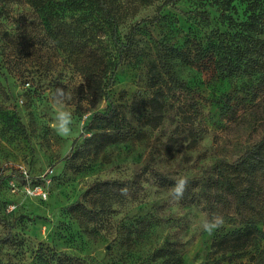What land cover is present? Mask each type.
<instances>
[{
  "label": "rangeland",
  "instance_id": "rangeland-1",
  "mask_svg": "<svg viewBox=\"0 0 264 264\" xmlns=\"http://www.w3.org/2000/svg\"><path fill=\"white\" fill-rule=\"evenodd\" d=\"M71 1L0 0V264H52L59 256L89 264H162L165 258L154 257L162 248L173 251L174 264H252L248 256L264 247V240L236 252H218L213 242L218 234L242 228L246 219L264 232V180L259 181L251 212L239 208L236 213L232 199L223 195L224 212L234 222L225 220L209 234L201 228L208 218L204 200H173L171 188L159 187L152 172L172 180L206 177L213 163H232L264 137V96L251 97L258 81L256 69L250 66L225 77L212 60L197 66L171 59L175 74L189 90L164 87L161 123L156 128L143 123L155 90L148 73L154 63V40L193 54L194 45L214 42L216 31L234 32L218 16L225 0H176L174 7H162L157 23L141 25L137 46L118 65L109 89L128 135L115 144L94 143L90 152L65 159L72 148L80 150L89 136L83 126L93 112L104 110L106 102L95 108L76 103L72 91L81 77L61 32L97 33L95 40L115 53L110 32L92 26L94 15L72 10ZM163 2L110 0L117 36L124 40L132 26L154 16ZM245 6L244 0H232L225 13L244 21ZM203 10L209 12V21L192 14ZM258 38V48L264 51V33ZM77 39L78 35L72 37ZM56 86L72 97L67 105L73 116L68 136L54 130L51 96ZM227 108L234 116L222 114ZM21 172L42 185L46 198L11 193L10 181L20 186L24 180ZM105 180L134 184L123 188L124 193L113 186L108 191L111 210L98 216L68 210L77 200L92 208L100 199L94 184ZM10 205L15 208L7 211Z\"/></svg>",
  "mask_w": 264,
  "mask_h": 264
},
{
  "label": "trees",
  "instance_id": "trees-1",
  "mask_svg": "<svg viewBox=\"0 0 264 264\" xmlns=\"http://www.w3.org/2000/svg\"><path fill=\"white\" fill-rule=\"evenodd\" d=\"M14 0H4L12 2ZM110 0H72L70 2L72 10L88 11L89 15H94L92 26L97 29L110 32L115 53L107 52L103 46L95 40L97 33L88 32L76 34L75 30L61 32V39L65 42L66 48L71 56V61L76 72L81 77V82L73 89V95L77 104L85 103L91 108H95L102 101L106 106L101 112H93L87 119L83 130L89 134L84 138L80 150H70L65 159L83 155L90 152V147L94 143L99 145L115 144L123 140L128 135L125 130V123L121 118L117 107L113 104L109 89L113 85L115 71L120 63L127 59L136 47V35L138 29L144 24H154L161 19L162 7L170 5L174 7L176 0H164L161 6L156 9V14L148 19H142L130 29L129 34L121 40L117 36V19L109 3ZM224 1V0H222ZM232 0H225L218 16L222 18L227 27L234 32L216 31L213 36L215 41H206L200 46L194 45V53L179 50L161 41L154 40V63L150 66L149 85L155 89L153 96L148 99V117L143 122L150 128H156L162 121L163 110L165 109V90L180 89L189 90L187 83L177 77L171 59H178L180 62L190 63L200 66L208 60H212L216 71L222 76H229L240 72L250 66L254 67L258 74V81L252 94V99L264 96V60L258 64L260 59H264V51L258 48V35L264 33V0H244L246 3L247 16L244 21L237 22L232 16L225 13L229 9ZM182 14L190 12H183ZM194 16L201 20L209 21V12L193 11ZM85 19V17H83ZM104 27V29H103ZM78 35L77 40L72 37ZM85 36H88L85 38ZM59 88V86H56ZM54 88V91L55 89ZM231 113L233 110L226 109L222 114ZM230 116H228L229 118ZM231 119V118H229ZM83 136L79 134L78 138ZM98 142H97V141ZM77 140H74L73 145ZM156 183L161 188H172L175 180L169 179L157 172H152ZM205 175L198 178H189L187 190L182 198L189 204H196L200 199L204 200L208 218L212 213H220L229 223L234 222L232 215L224 212L223 195L232 199L236 213L239 208L251 212L254 209L259 192V181L264 180V137H262L251 148L242 153L232 163L216 161L213 163ZM134 182L105 180L95 182L94 187L98 189L100 199L94 200L92 208H86L77 200L68 207V210L91 218L98 216L105 211L111 210L108 198H111V188L117 186L120 189L126 188ZM98 209L97 211L95 210ZM244 226L235 231L218 234L214 240L216 251H243L257 240H264V232L257 228L253 220L242 221ZM29 226L30 223L28 224ZM173 251L162 248L156 251L155 258H165L162 264H174ZM252 264H264V247L248 256ZM51 261V260H50ZM52 264H89L82 259L62 256L54 258Z\"/></svg>",
  "mask_w": 264,
  "mask_h": 264
},
{
  "label": "clouds",
  "instance_id": "clouds-1",
  "mask_svg": "<svg viewBox=\"0 0 264 264\" xmlns=\"http://www.w3.org/2000/svg\"><path fill=\"white\" fill-rule=\"evenodd\" d=\"M72 97L69 92L63 88H56L52 93V107L54 109V130L58 135L68 136L72 132L73 116L72 112L67 109L68 103ZM189 184V178L179 176L175 179L173 187L170 189V196L173 200L179 201L183 198ZM124 193L126 190H121ZM225 223L224 216L220 213H212L210 218L202 221L201 228L203 231L211 234L222 227Z\"/></svg>",
  "mask_w": 264,
  "mask_h": 264
},
{
  "label": "built area",
  "instance_id": "built-area-1",
  "mask_svg": "<svg viewBox=\"0 0 264 264\" xmlns=\"http://www.w3.org/2000/svg\"><path fill=\"white\" fill-rule=\"evenodd\" d=\"M21 175L23 177V181L20 186H17L13 181H10V191L13 194L22 193L24 196L27 197H36L39 199L46 198L47 193L43 189L42 185L40 184H34L32 181L28 180L27 175L25 172H21ZM15 208L14 205L8 206L7 211H12Z\"/></svg>",
  "mask_w": 264,
  "mask_h": 264
}]
</instances>
